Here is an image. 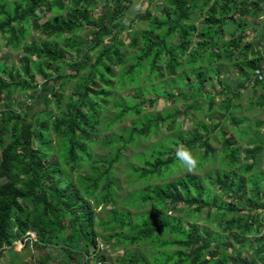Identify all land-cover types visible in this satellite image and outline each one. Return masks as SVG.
<instances>
[{"label":"trees","instance_id":"1","mask_svg":"<svg viewBox=\"0 0 264 264\" xmlns=\"http://www.w3.org/2000/svg\"><path fill=\"white\" fill-rule=\"evenodd\" d=\"M156 1L126 24L133 0H0V35L21 52L19 68L0 62V258L19 241L28 264H264V135L240 147L250 128L236 140L223 126L247 124L234 117L244 84L262 91L251 108L264 107L262 55L246 33L255 11L249 0H163L155 14ZM229 67L233 90L220 80ZM16 95L41 109L29 115ZM159 99L170 107L148 111ZM203 101L219 119L174 132ZM185 151L196 169L219 167L180 173Z\"/></svg>","mask_w":264,"mask_h":264},{"label":"rangeland","instance_id":"2","mask_svg":"<svg viewBox=\"0 0 264 264\" xmlns=\"http://www.w3.org/2000/svg\"><path fill=\"white\" fill-rule=\"evenodd\" d=\"M149 1V0H148ZM148 1L144 0L141 1V3L139 5L137 4H132L129 8V10L126 12V14L124 15L123 21L128 24L134 17L136 14H138V11H144L146 10V8L148 7ZM144 3V4H143ZM147 3V4H146ZM163 3V0H159L156 1L155 3H153V13L158 14L157 9L155 8L157 4H161ZM49 17V14L42 16L41 17V22L44 23ZM134 28L136 29L135 31H133V34L138 33V31H140V29L144 28V26L142 24H140L139 22H137L134 26ZM87 32L83 33V36L85 37ZM33 39L38 40V39H46L45 36H43L40 33H34L32 35ZM249 38V37H248ZM122 41L125 44L129 43V37L127 35V32H124L122 37H121ZM72 55L70 54L69 57H71ZM21 57V52L19 51H15L13 50L11 47H9L6 44V40L0 35V62L2 63H6L7 65L11 66H15L16 68H19V63H18V59ZM252 78V77H251ZM217 78H214L211 82L216 85L215 89H211L208 88V92L211 94H215V99H214V108H216V106L218 105V103L224 99V96L222 95H218L217 92H219L220 90H223L221 86H219L218 84H216L218 81ZM220 80H222V83H226L228 84L233 90V88L237 87L238 83V76L236 74V72L234 71V69L232 67H229L225 72L221 73L220 75ZM36 81L38 83H40V79L36 78ZM253 82V81H252ZM168 87V86H166ZM227 90V89H224ZM240 93L241 96L237 99V104H238V108L234 111V117L235 119H239L241 117L245 118L248 122L245 125L242 126H237L234 125L231 121L226 120L224 122V131L227 132L228 135L230 136H235L234 138L237 140V136L236 133L237 131H239L240 128L243 127H249L251 132L249 133L248 136H246L243 141H238V146L240 147H245L248 148L247 145V141L251 140V139H257V138H261L264 135V107L260 108L257 106H253L251 108V102L252 101H256V99L261 97L262 91H257L255 94L252 92L251 90V85L250 84H244V87L240 89ZM18 101H25L27 104L30 105V109L27 110L25 108L26 111L29 112V115H32L34 112L38 111L39 109H41L42 107V99L40 98H36L35 100H30L28 98H26L24 95L21 96H14ZM208 101H203L202 104V111L200 112H195V114L193 113V117L195 118V120L191 119V115L187 116V115H177L175 118V128H174V132L176 131H180V132H188L190 131L195 122L204 118V120L209 123L210 119L207 118L206 116L207 114L210 112V110L208 109ZM170 105V103L164 101L163 99H159L157 102H155L153 105H147L146 108L148 111H154V112H159L164 110L166 107H168ZM186 103L185 102H180L177 104V108L183 110L185 107ZM170 107V106H169ZM211 114L215 119H219V115L220 113L217 112L216 110H214ZM223 118H221L222 120ZM216 121V120H214ZM244 123H246V121H244ZM255 124L259 125V128L256 129L255 128ZM173 133V130H169V128L167 126L162 127L161 128V138L165 139L167 138L170 134ZM155 139L153 138L151 141H154ZM210 147L212 149V151L218 155L219 158V154L222 153L223 150V146H222V139L219 136H216V140L215 141H210L209 142ZM197 151V150H196ZM194 151V153L196 152ZM95 152H99V153H103V151L98 147L95 149ZM178 152V149H174L173 153ZM198 153V152H196ZM133 155L134 152L131 150V152L129 153V155ZM242 158L245 157V153L243 152L241 155ZM219 166L218 165H209L208 163H206L201 169H196L193 168L192 171L188 170V166L186 169H181L180 173L183 172H193L196 173L198 175L204 176L207 174L208 171L217 169ZM124 168V165L122 166L121 169ZM261 169L264 170V156L262 158V162H261ZM119 179H120V185L123 189H127V185L124 183V175L122 174V170L119 172ZM178 176V174H172L169 178L172 179L173 177ZM28 250H23V245H15L14 250H13V256H11L10 254H8L7 252H4V254L2 255V257L0 258V263L1 264H11V258H14L15 262L14 264H28L29 263V259L31 257V253ZM49 250L45 249L42 250L40 252H36L35 256L37 260H42V258L44 257V255L46 253H48ZM51 253V252H50ZM117 254H120V252H117L115 254H113V256H117ZM112 257V255H111ZM11 262V263H10ZM50 264H56L54 261H52Z\"/></svg>","mask_w":264,"mask_h":264},{"label":"crops","instance_id":"3","mask_svg":"<svg viewBox=\"0 0 264 264\" xmlns=\"http://www.w3.org/2000/svg\"><path fill=\"white\" fill-rule=\"evenodd\" d=\"M138 1L141 3L144 0H133L132 4L139 5L140 3ZM249 2V8H253L255 12L254 18L250 19L251 28L246 33L249 41H254V43L259 45V50L262 55V68L264 70V0H249ZM255 22L257 25H255Z\"/></svg>","mask_w":264,"mask_h":264},{"label":"clouds","instance_id":"4","mask_svg":"<svg viewBox=\"0 0 264 264\" xmlns=\"http://www.w3.org/2000/svg\"><path fill=\"white\" fill-rule=\"evenodd\" d=\"M180 158L182 161H186L188 165V170L192 171L195 165V160L189 155L188 152H181Z\"/></svg>","mask_w":264,"mask_h":264},{"label":"built area","instance_id":"5","mask_svg":"<svg viewBox=\"0 0 264 264\" xmlns=\"http://www.w3.org/2000/svg\"><path fill=\"white\" fill-rule=\"evenodd\" d=\"M254 79H256L257 81H260V82L264 81V73L261 70H256L254 72ZM30 236H31L32 239L35 237L34 233H30ZM19 243H20V245H23L19 241L15 242V245L16 244L19 245Z\"/></svg>","mask_w":264,"mask_h":264}]
</instances>
